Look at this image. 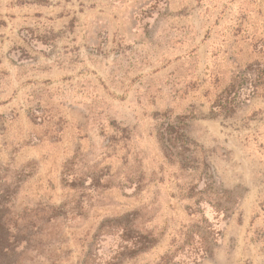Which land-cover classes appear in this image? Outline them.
Here are the masks:
<instances>
[{
	"label": "rangeland",
	"instance_id": "rangeland-1",
	"mask_svg": "<svg viewBox=\"0 0 264 264\" xmlns=\"http://www.w3.org/2000/svg\"><path fill=\"white\" fill-rule=\"evenodd\" d=\"M0 264H264V0H0Z\"/></svg>",
	"mask_w": 264,
	"mask_h": 264
},
{
	"label": "trees",
	"instance_id": "trees-1",
	"mask_svg": "<svg viewBox=\"0 0 264 264\" xmlns=\"http://www.w3.org/2000/svg\"><path fill=\"white\" fill-rule=\"evenodd\" d=\"M17 245H0V248L1 249H5V250H8V251H10V250H13L14 248L13 247H16Z\"/></svg>",
	"mask_w": 264,
	"mask_h": 264
}]
</instances>
